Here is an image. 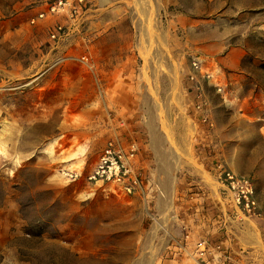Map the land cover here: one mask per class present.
Listing matches in <instances>:
<instances>
[{
    "label": "rangeland",
    "instance_id": "rangeland-1",
    "mask_svg": "<svg viewBox=\"0 0 264 264\" xmlns=\"http://www.w3.org/2000/svg\"><path fill=\"white\" fill-rule=\"evenodd\" d=\"M42 1L0 0V264H179L183 244L149 227L160 164L172 203L184 183L199 194L224 170L250 176L263 219L228 221L238 235L263 232L264 0H101V14L90 0L85 39L65 53L92 69L53 65L63 54H49L47 32L34 47L26 24ZM194 58L212 79L190 82ZM151 128L161 140L150 157ZM113 138L147 149L144 196L86 181Z\"/></svg>",
    "mask_w": 264,
    "mask_h": 264
},
{
    "label": "crops",
    "instance_id": "crops-1",
    "mask_svg": "<svg viewBox=\"0 0 264 264\" xmlns=\"http://www.w3.org/2000/svg\"><path fill=\"white\" fill-rule=\"evenodd\" d=\"M91 1H94L95 5H98L97 10H100L101 14V0H98V3L97 0ZM40 6L41 8L38 11L35 10L36 14L31 18L36 17L43 9L41 4ZM89 11H94L91 5L89 7ZM96 16L97 15H95V17ZM56 20V17H48L47 19H36L35 24L30 23L33 26H30L28 22L26 25L30 31L37 32V36L40 34L39 38H41V33L45 35V32H47V35L49 36L50 29ZM59 21H63V18H60ZM41 39L36 40L35 38L34 47L39 50L41 44L43 43L44 45L47 39V43L49 44V46H47L49 54L50 52L52 53L53 46L50 43L49 37H47L45 41L44 39L41 41ZM76 40L77 39H74V41L66 45L64 49L62 48L58 49L56 52L54 51V56L61 55L66 52L67 47L69 53L75 54L73 53L75 52V45H77L75 43H78ZM93 46L94 44H91L90 46L88 45L87 48L89 49ZM205 55L209 57V55ZM152 144L153 143H151V145ZM143 149V154L145 156L147 149ZM150 149V157L157 155L155 144L152 145ZM144 162L145 166H148L146 156ZM170 171L171 170L170 168L168 169V166L160 164L158 167L157 176L160 179L159 182L164 188L165 193L161 192L158 196H156V198L154 197V201L151 202H154L153 208L158 211L157 213L160 217L155 220L153 218V220L149 218L151 219L149 227L151 228L156 226L158 228H164V224H166L170 232L168 230H164L163 232L160 230L161 232H158L157 238H159L160 241L164 240L169 242V247L173 244V242H178L179 245L185 244V247L183 245V247H180L181 249L177 247L176 250L178 249V252H174L179 264H182L181 261L185 260L186 255L191 257V261L194 262V264H264V231H256L247 236V234L243 233L238 235L232 230V226L229 224L228 220H230L234 214L238 215L242 218V220H245L243 223L249 221V217L239 212L234 202L233 204L226 202V200L229 201L228 198H232V195L219 180L218 186H215L214 184H208L206 186L200 182L199 185L203 188V191L201 190L202 192L199 194H191L188 187L185 185L187 183H184L183 187H178V200L181 199L183 201L178 202L177 200L175 202L174 200L175 203H172L173 195H175L174 197L176 198L177 194H172L168 190V186L164 183V178L167 176L168 182L172 181L173 177L172 172ZM183 178L186 182L188 176L184 174ZM195 180L199 181L194 177V181ZM224 194L226 195L225 199ZM168 214H170V216H168ZM169 217L173 219L171 222ZM243 229H245V227H243ZM199 240L200 242L205 240L209 247L208 250H213L212 254L206 259L200 258L198 254L197 244L199 243ZM218 245L221 246V251H217ZM174 248L175 247H173V249ZM185 263L186 262L184 261L183 264Z\"/></svg>",
    "mask_w": 264,
    "mask_h": 264
},
{
    "label": "built area",
    "instance_id": "built-area-1",
    "mask_svg": "<svg viewBox=\"0 0 264 264\" xmlns=\"http://www.w3.org/2000/svg\"><path fill=\"white\" fill-rule=\"evenodd\" d=\"M89 3L90 0H43L41 2L43 9L32 18V23L35 24L36 19L56 17L57 20L49 32V40L53 50L64 49L75 38L85 39L83 32L87 27ZM60 18H63V21H59ZM70 60H79L86 68H93L89 56L75 57L65 52L63 56L55 60L53 65ZM191 67L189 80L192 83L198 82V72L209 80L214 77L213 71L203 68V60L200 58H194ZM203 103L202 100L195 103L197 110L203 109L201 107ZM143 151L141 142L136 139L123 141L113 138L103 148L93 170L85 176L86 181L89 184L104 186L117 195L144 196L150 184ZM70 176L76 179L79 174L71 173ZM219 181L231 193L239 212L248 217H262V211L256 198L255 183L250 176L224 170L220 173ZM208 248L205 240L198 243L200 258L206 259L212 254L213 250L209 251ZM221 250V246L218 245L217 251Z\"/></svg>",
    "mask_w": 264,
    "mask_h": 264
},
{
    "label": "bare ground",
    "instance_id": "bare-ground-1",
    "mask_svg": "<svg viewBox=\"0 0 264 264\" xmlns=\"http://www.w3.org/2000/svg\"><path fill=\"white\" fill-rule=\"evenodd\" d=\"M158 140H161V136L151 128V142L156 144L158 142ZM50 147H52V145H50ZM50 149H52V148H50ZM160 170H161V168H160ZM164 183L166 184V186L170 185V182H168V176L164 178Z\"/></svg>",
    "mask_w": 264,
    "mask_h": 264
}]
</instances>
